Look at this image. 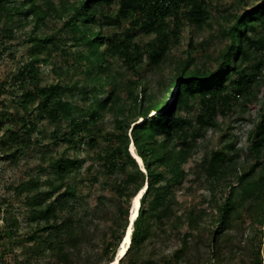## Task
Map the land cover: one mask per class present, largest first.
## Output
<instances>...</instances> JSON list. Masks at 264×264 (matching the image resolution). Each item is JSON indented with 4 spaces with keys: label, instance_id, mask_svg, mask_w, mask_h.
Segmentation results:
<instances>
[{
    "label": "trees",
    "instance_id": "obj_1",
    "mask_svg": "<svg viewBox=\"0 0 264 264\" xmlns=\"http://www.w3.org/2000/svg\"><path fill=\"white\" fill-rule=\"evenodd\" d=\"M113 2L117 3L115 11L110 9ZM49 3L51 0L47 1ZM48 14V8L36 0H0V19L4 25L0 27V34L11 36L12 28L19 25L20 18H23V24L33 22L32 30L26 35V40L31 43V53L11 78L20 93L15 101L23 105L27 115H31L20 128L30 137L35 129L43 126L36 119H48L55 125L50 133L51 139L67 143V149L41 168L54 174L53 179H48V188H41L38 178L19 184L31 190L26 195L25 204L29 209L28 218L38 226L28 239H35L38 231H43L46 237L41 241H47V248L58 256L69 246V241L79 239L74 231L79 218L73 217L74 224L69 223L70 216H63V211H71V202L78 198L76 184L66 178L80 168L83 160L68 154L67 150L68 147L79 149L82 144L90 148L100 146L98 171L121 176L111 187L117 196L126 198V206L118 208L125 222L121 229L109 232L103 251L111 253L108 262L113 259L128 222L131 198L146 185L133 224L130 247L119 262L141 264L140 245L155 236L159 229L166 231L164 227L170 222L167 206L177 203L174 186L182 178L180 165L187 156L182 147H189L205 128L215 126L217 115L224 114L235 98H247L253 92V84L263 66V59L255 57V53L264 45V0L231 14V21L223 28L229 40L218 53L215 68L191 67L185 62L162 87L159 97L146 94L144 90L137 91V79L127 80L123 85L125 94L120 92L109 58L120 60L136 75H140L138 63L144 53L150 65H160L171 46L179 43L184 23L202 26L208 21V0L74 1L61 28L72 33L71 47L85 48L76 52L74 61L83 75L82 83L87 84L81 89L83 103L73 101L80 80L58 78L44 84L40 81L39 65L49 63L51 48L57 45L54 35L38 32L40 26H45ZM105 25L118 26L122 30L105 33ZM139 32L153 35L146 47L135 40ZM52 66L56 75L62 74L60 64ZM5 84L0 82V94L6 92ZM90 95L95 97L92 105L87 104ZM193 100L199 102V112L194 117L183 116L180 111L192 106ZM5 102V98L0 99V104ZM104 109L112 112L114 127L100 134L95 126ZM149 113L151 117H148ZM139 118L141 120L136 122ZM7 119L0 115V127ZM20 128L9 131L8 140L15 145V150L8 156L21 149L18 144ZM4 138L1 139L4 141ZM130 139L145 170L139 167L129 150ZM248 139L251 158L247 157L241 169L235 163L234 153L223 147L213 150L200 163L212 182V190L220 180L227 189L218 214L212 219L206 242L214 259L213 263L208 261L210 264H225V251L233 252L236 247L251 250L249 264H264L261 253L264 230H261L263 233L255 230L244 245H241L242 240L234 239L233 231L236 228L233 217L245 205L255 208L256 221L264 223V107L249 131ZM33 141L39 143L40 139ZM225 147L232 148L233 145L226 144ZM230 170L235 172L227 177ZM93 179L97 178L93 176ZM190 219L195 220L193 213ZM61 231L66 234L58 239L56 236ZM191 236L189 230L181 234L180 245L170 254L173 264H180L183 258L190 264L187 258L196 251L195 244L189 241ZM111 238L113 240H109ZM125 257L128 258L126 262Z\"/></svg>",
    "mask_w": 264,
    "mask_h": 264
},
{
    "label": "rangeland",
    "instance_id": "obj_2",
    "mask_svg": "<svg viewBox=\"0 0 264 264\" xmlns=\"http://www.w3.org/2000/svg\"><path fill=\"white\" fill-rule=\"evenodd\" d=\"M47 1L36 0L50 11L45 18V26H40L38 32L54 35L57 45L51 48L49 63L39 65L40 81L44 84L55 82L58 78L80 80L77 84L79 91L73 101L83 103L81 89L87 84L82 83L83 75L74 61L76 52L85 48L71 47L72 33L68 29L61 28L68 18L71 4L76 0H51L52 3L49 4ZM259 2L260 0H208L210 10L208 21L202 26L184 23L181 27L179 43L171 46L164 62L160 65H150L147 62V54L144 53L138 63L140 75L133 73L120 60L109 58V65L119 83L120 92L125 94L123 85L127 80L137 79V91L144 90L146 94L159 97L162 87L185 62L191 67L215 68L218 65L216 57L229 40L223 28L231 21V14L242 12ZM116 8L117 3L113 2L110 9L115 11ZM23 22V18H20L19 25L12 28L11 36L0 34V82L6 83L4 87L6 92L0 94V99L5 98L6 101L0 104V115L8 118L0 127L1 250L10 252L14 264H108L111 253H105L103 247L108 240L106 238L109 232L121 229L125 222V217L118 208L126 206V198L117 196L111 187L114 180L121 179V176L98 171L100 146L90 148L82 144L79 149L68 147L67 150L68 154L83 160L80 168L73 170L66 178L76 184L78 198L71 202V211H63V216H70L69 223L74 224L73 217L79 218L74 227L79 239L69 241L71 243L63 253H59V256L47 248V241H41L46 237L43 231H38L35 239H28L38 226L28 218L29 209L25 204L26 195L30 194L31 190L25 186L20 187L19 184L30 178H38L39 186L48 188V179H53L54 174L47 169L42 171L41 168H44L48 161L63 149H67V143L55 142L51 139L50 133L55 125L48 119L43 121L36 119V122L43 126L35 129L30 137L20 128L31 116L26 114L22 104L15 101L20 93L17 92V87L11 79L31 53V43L26 40V35L32 30L33 22L25 24ZM2 26H4L3 20L0 19V27ZM115 30L121 31L122 28L103 26L105 33ZM152 37L151 34L139 32L135 40L146 47ZM62 49L68 50L69 53L66 54ZM40 56H44V53H40ZM255 57L263 59V66L253 84L252 94L247 98L244 96L235 98L225 109L224 114L217 115L215 126L205 128L195 141H191L189 147H182L187 152V156L180 165L182 178L174 186L177 203L167 206L170 222L164 227L166 231L159 229L155 236L140 245L138 255L141 257V264H173L170 254L180 245L181 234L188 230L193 234L189 237V241L196 246V251L187 258L190 264L214 262L206 242L212 227V219L218 214L219 205L227 189L221 185L220 180L216 182V189L212 190V182L200 163L213 150L222 147L234 153L235 163L240 166L239 169L243 167L242 164L247 157L251 158L248 133L264 107V45L256 51ZM53 64L61 65L62 74H58L59 77L53 70ZM94 98L90 95L87 104L92 105ZM199 105L197 100H193L192 106L183 108L180 113L185 117H194L199 112ZM148 117H151V113ZM139 120L141 118L136 122ZM95 127L100 134L112 130L114 127L112 112L104 109ZM11 128H20L21 136L18 144L21 149L15 155L8 156L7 154L15 150V145H11L8 140ZM3 137H6L4 141L1 139ZM35 138L40 139L39 143L33 141ZM131 142L130 139L129 148ZM226 144H232L233 147L226 148ZM136 161L138 162L137 159ZM138 164L141 168V164ZM233 172L235 171H228L226 176L229 177ZM93 176L97 179H93ZM191 213L195 215L194 221L190 219ZM255 216V208L245 205L233 217L236 226L233 230L234 239L242 240L241 245H244V241L253 235L255 230L258 232L264 230V223L257 222ZM65 234V231H61L56 237L59 239ZM261 253L264 260V244ZM250 257L251 250L248 247H236L233 252L225 251V264H249ZM127 259L125 257L124 261L126 262ZM146 259L149 261L145 263ZM185 262L186 258H183L180 264H187Z\"/></svg>",
    "mask_w": 264,
    "mask_h": 264
},
{
    "label": "bare ground",
    "instance_id": "obj_3",
    "mask_svg": "<svg viewBox=\"0 0 264 264\" xmlns=\"http://www.w3.org/2000/svg\"><path fill=\"white\" fill-rule=\"evenodd\" d=\"M130 150L132 151L133 156L136 157V159L138 160V163L141 164V168L143 170H145L144 166H143L142 158L135 152V148H134V143L133 142L130 143ZM145 187L146 186H143L131 198V199H133V206L131 208V213L129 212V215H128V217L130 216V221L128 219V222H127V225H126V228H125L126 233L123 234V236H122V238H121V240L119 242V245H118L117 251L115 253V256L113 257L112 260H110L108 262V264H119L121 258H123L125 256V254L127 253L128 249L130 247L131 235H132V231H133V224H134V221L136 220V218L138 217V214H139V207H140L141 197H142V194H143V192L145 190ZM130 206H131V204H130Z\"/></svg>",
    "mask_w": 264,
    "mask_h": 264
},
{
    "label": "built area",
    "instance_id": "obj_4",
    "mask_svg": "<svg viewBox=\"0 0 264 264\" xmlns=\"http://www.w3.org/2000/svg\"><path fill=\"white\" fill-rule=\"evenodd\" d=\"M1 227H0V264H14L9 251L1 250Z\"/></svg>",
    "mask_w": 264,
    "mask_h": 264
},
{
    "label": "water",
    "instance_id": "obj_5",
    "mask_svg": "<svg viewBox=\"0 0 264 264\" xmlns=\"http://www.w3.org/2000/svg\"><path fill=\"white\" fill-rule=\"evenodd\" d=\"M129 150H130V148H129ZM131 153H132V151H131ZM141 169H142V168H141ZM142 170H143V169H142ZM130 204H131V206H130V208H129V212L131 213V208H132V206H133V199H131ZM128 219H129V221H130V216L128 217ZM124 233H126V231H124Z\"/></svg>",
    "mask_w": 264,
    "mask_h": 264
}]
</instances>
